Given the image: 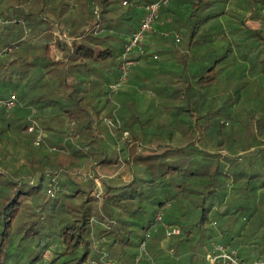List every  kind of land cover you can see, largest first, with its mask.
<instances>
[{
    "label": "trees",
    "instance_id": "obj_1",
    "mask_svg": "<svg viewBox=\"0 0 264 264\" xmlns=\"http://www.w3.org/2000/svg\"><path fill=\"white\" fill-rule=\"evenodd\" d=\"M228 6L246 30L227 26V21L236 23ZM166 8L182 32L181 39L177 41V32H148L146 46L155 51L143 55L130 71V81L143 72L148 75L147 91L154 92L149 98L134 89L113 93L109 88L120 74L119 55L127 38L143 18V11L133 4L124 0H0V17L7 13L8 20L0 22V63L10 62L20 44L24 57L38 50L27 63L21 55L25 69L21 76L26 79L21 105L10 114L0 113V264L41 262L37 238L44 242V250L51 249L58 238L61 250L51 254L52 260L61 256L57 264H88L89 257L95 260L105 253L125 264H136L149 230V254L141 255L139 264H152L149 256L156 264H207L204 253L213 240L219 241L217 233L232 248L253 239L252 249H238L242 260L264 258V195L258 197L247 185L232 184L230 174L245 170L223 162L222 141L217 151L193 141L210 122L203 120L201 126V116L224 113L223 106L196 104L213 100V89L215 96L229 90L231 67L264 76V0H172ZM248 18L259 27H250ZM40 23L44 24L41 29L37 28ZM55 24H62L63 33L73 39L67 60L61 62L51 57L49 40L57 39ZM43 39L47 43L40 47ZM237 44L245 49L235 50ZM6 48L11 50L5 54ZM61 63L63 67H58ZM53 75L58 78L52 88L42 81ZM33 91L36 101H25L24 94ZM203 91L211 92L206 100L200 96ZM245 114L248 124L234 132L248 130L252 120L254 133L242 145L231 136L233 152L236 145L244 152L253 149L251 153L258 150L254 142L264 146L256 136L260 117ZM107 120L121 123L111 126ZM217 121L224 125L222 118ZM33 123L36 130L31 132ZM41 131L43 138L37 145ZM122 159L129 167L135 166L132 179L123 185L103 180L99 195L95 193L100 188L92 182L95 177L91 183L75 182L68 172L84 166L92 172L98 165L115 168ZM60 173L62 178H58ZM51 190L54 198L47 200L45 195ZM26 197L42 211L39 218L47 215L55 221L52 232L36 219L19 236L14 223ZM160 211L163 219L154 227ZM240 218L245 222L238 223ZM104 223L110 225L108 229ZM165 225H179L181 233L168 237ZM93 242L100 245L97 250ZM187 246L200 247L199 255ZM174 248L180 256L177 259L169 253Z\"/></svg>",
    "mask_w": 264,
    "mask_h": 264
},
{
    "label": "rangeland",
    "instance_id": "obj_2",
    "mask_svg": "<svg viewBox=\"0 0 264 264\" xmlns=\"http://www.w3.org/2000/svg\"><path fill=\"white\" fill-rule=\"evenodd\" d=\"M134 3L136 5H134ZM130 4L131 5L133 4V6L141 10L139 5L143 4V2L139 0H134V1H131ZM227 10H229L231 14H235L236 17H238V18L233 17V20H235L236 23L232 22L231 24L230 21H227L229 22L227 26H230L231 27L230 29L237 28L238 30H242V29L246 30L243 27L242 23L240 22L239 16L233 12L234 9L232 8V6H228ZM229 13H226V15ZM6 16H7V13L3 14L0 17V22H7L8 20H5ZM222 16L223 14L221 15V17ZM163 19L164 21L166 20L165 23L167 26L165 28L160 27V24H161L160 22H162V15H161L159 22L157 23V25H159L160 27V31L157 30V25H156V31H152L153 33L161 32L165 34L166 32L170 31V32H177L180 34V36H182V32L177 28L176 25L178 24L176 20L173 19V17L171 18L169 16L168 17L163 16ZM247 23L252 28L259 27V23L251 18L247 19ZM224 25H225V22H224ZM245 36H247V33L245 34ZM239 45L240 44H237V47L234 46L235 47L234 49L239 52L245 49V48L241 49V46ZM254 58L255 57H253V59L250 62L251 65H252ZM240 59L243 60L242 55H239V60ZM246 62H249V60L246 59ZM238 65H239L238 67L241 68L244 64L241 63ZM257 65L261 66L263 64H257ZM232 68L233 67H231V70L229 73V80H231V82L229 83L230 84L229 90L224 91L222 92V94H217V96H215V93H217V90L213 89L214 91L213 100H210L209 103L204 104V105L203 104L200 105V102H201L200 100L199 103L196 104L199 107L209 106L210 108L212 106H223L224 113H222L221 116L213 115V118H210L207 116L206 117L201 116V119H200L201 126L204 123L202 122L203 120L210 119L208 120L210 122L208 125L203 126V128L201 127L202 128L201 132L198 134L197 138H195L193 141H195V144L197 146L203 149L208 148L209 150H214V151H217L215 149H217L218 144L221 143L222 141L224 150H221L220 152L222 154L223 162H225L229 166L233 165L234 163L238 164L239 165V166L237 165L238 167L243 168V170H245V171H236V172L234 171L230 174V179L232 180V184L234 186L235 185L237 186L238 183L247 185L249 190L253 194L257 193V196L259 197V196L264 195V146H260L254 142V145L255 147L258 148V150L251 153L253 149H251L250 152L248 151L244 152V150L241 151V146L236 145L237 151L233 152L231 151L230 147L231 145L232 146L234 145L232 141L229 142V139L231 138V136H235V138L239 142L238 144L242 145L243 143L241 142L247 141L250 139L251 136H253L254 132L252 131V129H250V126L253 125L252 120L250 121V124H249L250 126L248 127V130H243L238 133L234 132V129L236 127H239V125L248 124L249 119L245 114L247 112V113H251L252 115H256L257 117H260L261 120L259 121V134H256V136L261 142L264 141V76H261V74L258 71H252L248 69V71L245 72L243 68L241 70L235 69L234 71H232ZM230 76H234V77L230 78ZM130 80L131 78L129 79V82H131ZM237 86L241 88L236 89ZM210 94H211L210 91L208 92L203 91L200 94V96L202 97V100H206L207 96ZM239 94H241L242 96L238 97ZM197 100L199 99L197 98ZM233 109L235 112H233ZM116 112L118 114L119 110L117 109ZM230 112H233V114H231ZM219 118H222V121H224L223 126H221V124L217 121ZM115 123L120 124L121 121L120 120L119 122L115 121ZM253 123H256V120H254ZM122 140L123 139L117 142L118 144L117 147L119 149L122 148V143H123ZM232 148H235V147H232ZM122 161H123L122 164L115 168L98 165L95 168L96 171L92 172V170L88 169V166H84L81 169H79L80 171L72 169L73 171L70 170L68 172H69V175L75 180V182H81L82 180V181H87L89 183L90 180L92 179V176L95 177V180L92 179L94 180L92 182H94L96 186L99 187L100 189L97 190V192L96 190H93L92 192H96L95 194L99 195V193L103 190V184H102L103 180L111 184L123 185L132 179L133 172L134 171L136 172L135 166L129 167L125 159H122ZM62 177L63 175L62 173H60L58 175V178H62ZM51 193L55 194L54 190H51L50 193L48 192V194L45 195L47 200H51L52 198H54L53 195H51ZM21 203L23 204V208L20 211V214L18 215L14 223V227L18 231L19 236H21L23 234L24 229L28 227V225H30V223L33 220H36V219L42 220L41 222L39 221L40 226L46 227L47 228L46 230H49V233L52 232L50 229L51 227L54 226L55 221L53 220L51 221L50 220L51 217L47 215H44V216L42 215V218H39V215L42 211H39L37 209V207L35 206L36 203H34L32 199H29L28 197H26L21 200ZM96 217L98 216L96 215L95 217H92L93 222L96 221L97 219ZM244 222L245 220L242 218L238 220V223L242 224ZM213 225L217 226V224H214V222H213ZM249 225H251V223H249ZM102 226L108 229V226L110 225H108V223H104V225ZM53 233H56V232L53 230ZM53 233H51L53 237L54 238L57 237V235L56 234L54 235ZM220 234L217 233L218 239L220 242H223L220 239V236H219ZM49 236L51 235L48 234L47 237ZM57 239L58 238H56V240L52 242L50 246L51 249H48L47 247L45 250L42 249V247L44 246V242L42 243L40 238L35 239L36 244L39 245L38 247L39 250H42L41 255H40L42 259H41V262H37L38 264H57V261L62 259L61 256H59V258H56L54 260H52L53 256L51 257V254H53V251L56 252V251H59L58 249H60V244L57 242ZM97 242H93V247L96 248V250L100 247V245ZM223 243H226V242H223ZM252 244H253V239L250 238L248 243L241 244V245L239 244V247L237 249L239 248L252 249L250 246ZM163 245L165 246V244ZM19 249H21V247H19ZM165 249H167V246H165ZM187 249L188 251H192L195 249V252L197 253V255H199V252L201 250L200 247H195L192 249L191 246H187ZM178 251L180 255L184 253V250H178ZM261 251H262L261 257H264V249ZM176 252H177L176 249L174 251L170 250L169 252L170 256H175V255L178 256ZM108 254L109 253H106L105 255L101 254L102 257L97 258L95 260L93 259L94 261L89 257L88 264H125L123 260H118V258L113 257V255L109 256ZM179 257L180 256L176 257V259ZM13 264H18V261H16ZM21 264H29V263L22 260Z\"/></svg>",
    "mask_w": 264,
    "mask_h": 264
},
{
    "label": "built area",
    "instance_id": "obj_3",
    "mask_svg": "<svg viewBox=\"0 0 264 264\" xmlns=\"http://www.w3.org/2000/svg\"><path fill=\"white\" fill-rule=\"evenodd\" d=\"M172 0H153L147 3H143L141 7L144 9V15L136 27V29L128 36L127 42L123 51L119 55L120 59V74L116 81L110 83L109 88L111 92L115 93L120 88H124L128 85L130 79L131 68L136 64V54L145 55L149 54V51L145 48V39L148 32L156 31V25L161 17L162 10L166 8ZM130 3L124 0V4ZM169 33L166 32L165 35ZM176 39L179 41L181 36L176 33ZM11 48H6L4 53L6 54ZM1 56V53H0ZM157 57L156 55L154 56ZM18 95L16 92H11L8 96H0V113L5 112L10 114L18 104ZM108 124L115 126L114 121L107 120ZM36 130L35 123L29 126V131L34 132ZM43 138V132H39L36 137L35 144L39 145ZM163 212L160 211L155 217L154 227L157 223L162 221ZM216 224V222H214ZM166 235L171 237L181 233V227L179 225H165ZM151 237L150 230L145 233V237L140 245V254L136 258V264H139L141 255H148V241ZM106 254V253H105ZM104 254V255H105ZM207 264H264L263 258H257L253 261H244L238 254L237 248H232L229 244L213 240L212 245L206 250L205 253ZM152 264H156L155 259L149 256Z\"/></svg>",
    "mask_w": 264,
    "mask_h": 264
},
{
    "label": "crops",
    "instance_id": "obj_4",
    "mask_svg": "<svg viewBox=\"0 0 264 264\" xmlns=\"http://www.w3.org/2000/svg\"><path fill=\"white\" fill-rule=\"evenodd\" d=\"M134 5H136V4L134 3ZM141 5H139V7L143 11V15H144V9L141 7ZM143 15H142V17H143ZM163 16L164 17L169 16L172 18V15L169 13V11H167V8H164L162 10V22H160L161 23L160 27L165 28L167 25L165 23L166 20L164 21V19H163ZM53 20H54L53 18H51V17L49 18V22H53ZM43 26H44V24L40 23L37 26V28L41 29ZM160 27H159V25H157L158 31H160ZM61 28H62V24H55L54 29H53V33L55 34L56 38L59 41H57V39L49 40V43L51 46V57L57 62H61L63 59L67 60L68 50L72 49V44H73V42H72L73 39L68 37L65 33H63ZM46 43H47L46 39H43V40H39L38 45L40 47H43L42 45H44ZM144 43H145L144 45H145L146 50H148L150 53H153V51H155V49H153L155 47L149 48L146 46V44L148 43L147 38L145 39ZM23 48L24 47H21V44H20L16 55L14 57H12L11 60H9L10 62L0 63V95L1 96H8L11 92H16L18 95V99H19L17 106L21 105V87L24 86L26 83V79H22V76H21L23 74V72L25 71V69L21 66V55L24 59L23 60L24 63H27L29 61V59L35 57V55L38 54V50L37 51L34 50V52L30 51L28 54L25 53V50H24V53H25V57H24L23 56ZM135 57L137 59V62L134 65V67H136L138 64H140L141 58L144 59L143 55L136 54ZM147 58L152 59L151 56H148ZM58 67H63L62 63L59 64ZM141 74L136 75L135 78L132 77L133 82L131 81L127 86L124 87V89H134L140 95L146 94L147 97L150 98L151 96L154 95V92L153 91H147V89H148L147 86L149 85V77L144 72ZM57 78H58V76L53 75L50 78L46 77L45 80L42 82L43 83L48 82L49 86H51L53 88L55 86L54 82L56 81ZM143 78H146V81H144ZM38 85H40V83H38ZM142 86H144V89H141ZM35 96H36L35 91H33V93H28V95H26V96L24 94V100L28 102V101H32L31 99L33 98L36 101Z\"/></svg>",
    "mask_w": 264,
    "mask_h": 264
}]
</instances>
